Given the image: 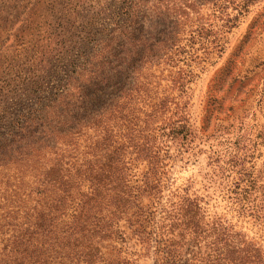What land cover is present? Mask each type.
Here are the masks:
<instances>
[{
  "label": "rangeland",
  "instance_id": "obj_1",
  "mask_svg": "<svg viewBox=\"0 0 264 264\" xmlns=\"http://www.w3.org/2000/svg\"><path fill=\"white\" fill-rule=\"evenodd\" d=\"M188 204L264 250V0H0V264H87L80 226L23 244L63 207L113 222L102 264H196L169 225Z\"/></svg>",
  "mask_w": 264,
  "mask_h": 264
},
{
  "label": "trees",
  "instance_id": "obj_2",
  "mask_svg": "<svg viewBox=\"0 0 264 264\" xmlns=\"http://www.w3.org/2000/svg\"><path fill=\"white\" fill-rule=\"evenodd\" d=\"M149 29H152L149 27ZM127 32H132V35L139 34L143 35L145 32L144 28H137L133 31L130 30H121V33L125 35ZM134 46V51L132 55V62L137 61L141 58V52L143 47L136 43ZM80 95L84 96V99L88 98L85 96V91L87 92V87H81ZM117 149V148H116ZM115 149V150H116ZM114 159L113 157L105 162L108 170L103 171L102 173L95 172V178L102 181V186L104 184V180L106 181L107 189L110 191H115V203L116 208L119 209L120 201H123L126 204V201L121 198H125L128 200L131 195V191L126 193L128 190L127 185V171L117 172V167L113 170H110L113 167ZM122 166L124 167L125 161H121ZM122 167V168H123ZM92 171V170H91ZM91 173H94L91 172ZM94 195L99 193L100 190L96 183L92 184ZM119 188L120 191H119ZM120 196V197H119ZM128 197V198H127ZM86 202V201H85ZM84 205V203H83ZM83 205L81 207H83ZM91 214L93 209L90 208ZM68 214V210L65 211ZM64 207L61 208V212H59L58 217L55 219L44 220L48 224H39L37 230L32 232V236H25L27 239L23 242L24 246L27 247V244L32 245L34 247H65L68 246V238H73L75 236L74 232L78 226L82 228L84 231H89L85 237L87 247L91 251H95V249H100V246L103 241L109 239L113 234V222L107 223L105 226H101V229L96 230V227H100L98 223H95L92 220L91 214H88L87 223L85 225L82 224V221L76 220L75 218L72 221L68 222V216L65 215ZM200 213L199 207L197 204H188L187 206H180L179 214H174L172 217V221L170 222V227L172 229H177L181 226V230L189 232L184 233L182 231L175 232L177 237V233L180 235L181 240H185V243L182 246L188 244L187 253L191 255L192 258L197 260L196 264H264V250L261 246L254 244V241H250L249 239L245 240L240 233H230L225 229L215 228L216 225H211V229L203 227L202 222L199 220L198 214ZM75 216V215H74ZM82 217V215H81ZM85 220V222H86ZM82 226V227H81ZM207 229V230H206ZM206 230V231H205ZM207 232V233H206ZM157 231L155 232V234ZM161 235V231L159 232ZM97 238L96 244H100L95 248L90 238ZM78 241V239H76ZM169 243L172 245H176L179 247V243L173 240L172 237L169 239ZM47 245V246H46ZM79 245L76 243L75 246ZM193 246V247H192ZM162 250L165 251V260L172 263H177L175 260L181 259L176 256V253H179L175 250V248H168L165 245H162ZM27 250V248H26ZM168 250V251H167ZM91 251L85 252V261L87 264H102L97 255L92 254ZM174 254V255H173ZM173 256H176L173 258ZM182 256V252H181ZM174 259V260H173ZM45 262V261H44ZM33 264H43L39 260V256L32 260ZM111 264V263H109Z\"/></svg>",
  "mask_w": 264,
  "mask_h": 264
}]
</instances>
